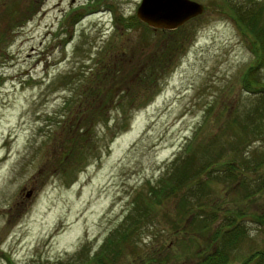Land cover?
I'll use <instances>...</instances> for the list:
<instances>
[{"label":"rangeland","instance_id":"374dc122","mask_svg":"<svg viewBox=\"0 0 264 264\" xmlns=\"http://www.w3.org/2000/svg\"><path fill=\"white\" fill-rule=\"evenodd\" d=\"M193 1L203 14L174 32L129 25L141 0H0V264L92 260L186 145L211 152L214 138L233 140L227 122L252 100L242 76L255 46L219 0ZM123 109L128 124L114 133ZM87 128V158L63 175L56 156ZM256 148L260 137L246 150ZM258 177L247 171L251 191ZM212 185L221 216L244 211L247 236L227 264L264 253V190L243 199L240 185ZM152 204L114 264H203L212 236L189 226L174 197Z\"/></svg>","mask_w":264,"mask_h":264},{"label":"trees","instance_id":"16d2710c","mask_svg":"<svg viewBox=\"0 0 264 264\" xmlns=\"http://www.w3.org/2000/svg\"><path fill=\"white\" fill-rule=\"evenodd\" d=\"M219 2L221 12L229 15L243 33L249 36L250 42L255 46L253 47L255 60L242 76L243 89L252 100L243 106L241 115L239 111L232 115L227 122V128L234 136L233 140L223 144L214 138L210 143L219 144L220 149L213 146L211 152H208V143L204 146L197 145V147L186 145L182 154L175 156L169 163L171 166L164 175L158 178L157 185H148L150 190L146 196L140 195L139 200L135 201L131 213L126 218L129 222L126 221L110 233L95 258L90 261L86 260L85 263L74 262V264H114L118 257L123 254V248L128 242H131L133 230L139 226L137 225L138 222L152 216V207L154 206L152 203H161L169 197H174L177 200L178 206L183 211L182 217L191 215L189 226L201 234L211 235L212 240L216 241L213 252L210 251L202 256L203 264H227L232 250L247 236L246 227L242 223L244 211L236 210L235 215H228L229 212H227L221 216L219 207L213 206L215 201L210 203V193L213 192L211 186L215 182L240 185L243 191V199L252 197L257 192L264 190V148L260 151L258 148L252 151L246 150L247 145L258 140V137L264 141V0H219ZM121 21L122 18L115 16V22L118 25ZM127 21L131 26L137 22L139 25H143L145 29L150 30L149 26L137 20L136 15L129 16ZM180 28L178 27L173 31L178 32ZM174 47L173 44L170 48H167L166 45L160 53L155 55V62H159V66H156L154 62V67L149 68L151 73L157 75L159 71L156 68L166 69L167 66L165 67V65H168ZM85 90L90 93L98 92L97 88L94 89L93 86L87 85ZM127 94H130L129 91L125 93V96ZM123 97L122 95L121 98ZM122 114L121 122L119 124L117 122L111 128L114 133L124 129L128 124L129 117L126 115L128 113L125 109H123ZM85 132L90 133V128L79 134L70 135L69 139L66 140L67 145L64 144L56 156L59 162L56 167L63 175H68L71 170L80 166L87 158V147H84V143L81 142L87 137ZM79 144H82L83 148H79ZM239 157L241 158L239 159ZM247 171L259 173L258 182L253 191L250 190L251 185L247 188L249 183L246 179ZM244 173L245 175H243ZM200 197L203 198V201H200ZM194 201L197 203L195 204ZM175 225L177 234L182 229L187 231V226L181 227L180 230L179 224L176 223ZM81 252L83 253L84 250ZM244 259L243 264H264V253L256 250ZM8 261L11 264L10 258Z\"/></svg>","mask_w":264,"mask_h":264},{"label":"water","instance_id":"95a60500","mask_svg":"<svg viewBox=\"0 0 264 264\" xmlns=\"http://www.w3.org/2000/svg\"><path fill=\"white\" fill-rule=\"evenodd\" d=\"M204 10V5L193 0H141L135 15L154 30H174Z\"/></svg>","mask_w":264,"mask_h":264}]
</instances>
